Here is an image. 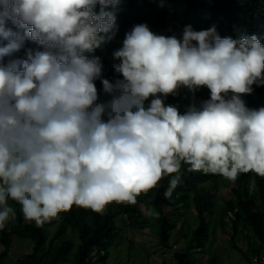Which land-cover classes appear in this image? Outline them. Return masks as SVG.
Returning a JSON list of instances; mask_svg holds the SVG:
<instances>
[{"label":"clouds","instance_id":"1","mask_svg":"<svg viewBox=\"0 0 264 264\" xmlns=\"http://www.w3.org/2000/svg\"><path fill=\"white\" fill-rule=\"evenodd\" d=\"M121 3L0 0V230L16 218L9 201L42 227L73 205L97 214L135 205L168 176L170 197L182 164L231 182L264 178V107L242 98L264 86L260 39L136 24L112 53L109 80L90 54L113 39ZM25 40L36 47L5 62ZM181 87H207L210 99L181 114L165 103Z\"/></svg>","mask_w":264,"mask_h":264},{"label":"trees","instance_id":"2","mask_svg":"<svg viewBox=\"0 0 264 264\" xmlns=\"http://www.w3.org/2000/svg\"><path fill=\"white\" fill-rule=\"evenodd\" d=\"M180 10L193 12V18L202 14L206 20L204 29L214 25L221 37L239 39L242 35H256L264 44V0H187L182 7L170 11L169 21L156 10L155 0H122L117 11L118 30L113 39L90 54L101 58L104 78L113 80L116 77L112 53L121 46L124 34L133 25L147 23L153 25L159 34L179 37L185 26L175 19ZM12 30L18 36L23 35L20 29L12 27ZM2 43L7 44L8 41ZM35 47L31 41L25 40L24 47L12 57H6L5 62L10 58H23L27 48ZM95 83L100 99H108L100 81ZM253 88L252 94L242 98L247 107L256 109L264 102V86L253 85ZM208 99L210 90L207 87L196 90L194 94L181 87L165 103L175 105L183 114L190 104L195 103L199 107ZM187 168L182 164L180 173L173 174L180 176V182L170 197L165 193L172 176L165 177L147 194H141L135 205L112 203L103 214L73 205L71 210L58 215L61 220L59 230L51 242L46 234L50 222L37 227L34 222L23 218L18 204L9 201L16 211V218L0 230V264L9 259L17 240L32 244L31 253L18 264H62L74 250L70 232L78 234L80 240L75 264H106L110 249L121 234L120 224L136 231L155 229L160 245L170 249L173 232L182 218L188 225L185 237L190 245L175 255L176 264H199L198 255L212 253L218 229L230 235L228 247L240 252L248 264H261L264 252V178L250 172L231 182L218 175L191 172ZM221 183L230 187V193L229 198L220 204L216 193L221 189ZM229 227L230 233L227 231ZM190 235L192 239L189 241ZM58 241L62 244L50 258L51 249ZM240 241L247 242V251L240 249ZM49 242L50 249L47 248ZM210 263L220 264V260L215 256Z\"/></svg>","mask_w":264,"mask_h":264},{"label":"rangeland","instance_id":"3","mask_svg":"<svg viewBox=\"0 0 264 264\" xmlns=\"http://www.w3.org/2000/svg\"><path fill=\"white\" fill-rule=\"evenodd\" d=\"M187 3V0H165L164 7H159V0H155L156 10L169 21L170 11L176 10ZM167 10V11H166ZM175 12H173L174 14ZM176 14V13H175ZM193 12L180 10L179 15L175 17L177 21L184 23L185 25H191L194 30H205L206 20L201 14L198 17L193 18ZM193 18V19H192ZM170 25V23H168ZM149 27L156 33H158L153 25ZM122 46V44H121ZM120 46V47H121ZM264 107V102L258 107ZM256 108V109H258ZM233 183H231L232 186ZM221 189L216 193L218 200L221 202L229 198L230 187H226L221 183ZM170 212V210H168ZM61 220L56 218L50 221V227L46 229V234L49 236L51 242L57 235ZM228 223V221H227ZM121 234L116 240L113 247L110 249L109 259L106 264H176L175 255L178 252L184 251L189 247L188 239L185 237L188 231V225L185 218H182L177 225V229L173 232L171 248L164 249L160 245L159 236L155 229L146 231H136L132 229H126L121 224ZM230 233V227L227 228ZM69 239L73 241L74 250L71 253L69 259L62 264H75L74 257L77 248L80 245L78 234L69 233ZM189 236V241L191 240ZM230 235H225V231L222 229L217 230V236L215 238L212 253L198 255L200 259L199 264H211L210 261L213 257L217 256L220 260V264H248L243 255L234 251L228 247ZM50 242L47 246L50 249ZM62 241H58L55 244L54 249H51V256L55 253L56 249L61 246ZM240 249L247 251L248 244L245 241L238 242ZM32 251V244L28 242L16 241V244L11 252L9 259L5 264H18V262L27 257ZM258 264V263H257ZM260 264V263H259ZM261 264H264V252Z\"/></svg>","mask_w":264,"mask_h":264}]
</instances>
